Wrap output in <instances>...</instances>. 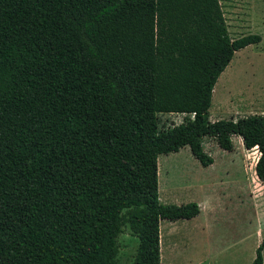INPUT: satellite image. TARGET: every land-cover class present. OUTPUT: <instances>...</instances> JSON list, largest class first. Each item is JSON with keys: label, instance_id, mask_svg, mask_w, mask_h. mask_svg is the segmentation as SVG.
<instances>
[{"label": "trees", "instance_id": "16d2710c", "mask_svg": "<svg viewBox=\"0 0 264 264\" xmlns=\"http://www.w3.org/2000/svg\"><path fill=\"white\" fill-rule=\"evenodd\" d=\"M220 0H0V264H161L160 222L197 216L165 204L158 157L203 137L256 149L264 183V114L209 119L236 51ZM159 113L183 114L159 128ZM264 238L251 264H263Z\"/></svg>", "mask_w": 264, "mask_h": 264}, {"label": "rangeland", "instance_id": "374dc122", "mask_svg": "<svg viewBox=\"0 0 264 264\" xmlns=\"http://www.w3.org/2000/svg\"><path fill=\"white\" fill-rule=\"evenodd\" d=\"M229 35L258 34L261 41L235 52L212 93L209 118L264 114V0H220ZM183 114L159 113V128L177 125ZM221 149L209 136L203 148L214 160L203 167L188 146L158 157V194L165 204L195 202L202 211L189 220H163L161 264H251L264 238V183L254 174L258 152L239 145ZM176 223L175 227L168 224ZM115 264H131L137 238L125 226L117 237ZM264 261V249H263ZM264 264V263H263Z\"/></svg>", "mask_w": 264, "mask_h": 264}, {"label": "crops", "instance_id": "0c3cea01", "mask_svg": "<svg viewBox=\"0 0 264 264\" xmlns=\"http://www.w3.org/2000/svg\"><path fill=\"white\" fill-rule=\"evenodd\" d=\"M224 14V13H223ZM226 21V20H225ZM221 113H222V110L220 109V110H218L217 111V114H216V116H215V118H219V119H222V117H220V115H221ZM238 117H236L235 119H234V117H231L230 119H233V120H236ZM240 118V117H239ZM210 119V118H209ZM225 119V118H224ZM212 121V120H211ZM236 139V136H232V141H234ZM237 141H239V145H242L243 146V144H242V141H241V138H239V139H237ZM248 150V149H247ZM257 158H258V156H257ZM257 160V159H256ZM213 162H214V160H213ZM255 163H256V161H255ZM255 163H254V167H255ZM213 164V163H212ZM211 164V165H212ZM210 166V165H209ZM208 167V166H207ZM254 174H255V171H254ZM256 176V175H255ZM257 178V177H256ZM200 207V206H199ZM202 211V205H201V207H200V212ZM199 212V213H200ZM196 217V216H195ZM194 218V217H193ZM192 219V218H191ZM189 220V219H188ZM163 221V220H162ZM160 222V252H161V254H162V241H161V226H162V224H163V222ZM169 225V227H172V228H174L175 227V225H176V223L175 222H173L172 224H168Z\"/></svg>", "mask_w": 264, "mask_h": 264}]
</instances>
